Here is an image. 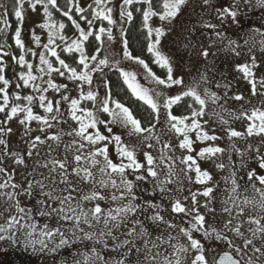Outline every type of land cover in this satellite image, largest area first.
<instances>
[{"label":"snow or ice","instance_id":"snow-or-ice-1","mask_svg":"<svg viewBox=\"0 0 264 264\" xmlns=\"http://www.w3.org/2000/svg\"><path fill=\"white\" fill-rule=\"evenodd\" d=\"M186 2L187 0H123L122 5L120 6V16H127V19L131 20L133 18V13L132 11H128L125 6L133 5L134 3L142 6L146 5V7L136 8L135 11L142 14L143 26L147 29V38L149 40L147 50L154 55V63L167 69L166 79L158 77L143 59L138 56H132L131 52L128 51L127 41H124L125 46L123 54L125 58L135 60L141 65L145 69L146 76L150 78L151 81L155 82L157 85H163L166 88H171L173 85L183 84V79L173 77V70L168 58L162 55L157 49V45L160 43V37L165 34L164 28H153L150 26L149 21L152 20L153 17H158L161 22H171V20L175 19L181 10V7L185 5ZM256 2L259 7L264 8V0H256ZM25 3L28 4L32 11H35L37 6L43 8L44 16L47 19L45 23L38 25V27L49 29L48 43L43 45V47L48 49L50 55L55 57L56 62H58L60 66L54 68L53 63L46 57V55L40 53V64L46 66V68L39 67L37 68V71L49 76L55 71L62 77L67 74V79L69 81H79V84H77V87L80 90L79 98H71L68 95L61 94V100L69 102L68 114L70 118L76 122L77 127L72 128L66 133V135L73 138L70 142L65 143L63 158H52L41 165L45 168H49V164L51 165L49 168L50 177H45L46 180H49L48 184H45L44 181L29 180L27 177L25 178L26 187L15 183L10 184L9 181L0 183V189L11 187V192L0 193V195H6L8 200H14L16 209V214L9 215L5 219V223L0 225V233H7V236L0 234V241L7 239L10 242H16L23 237L25 249L32 247L34 251H47L49 253L57 252L62 248L71 249L73 245H84L87 247L86 242L91 241L93 246L89 251L81 252L77 250V253L73 256L72 264H90V262L94 260L100 261L101 264H126V262L127 264H132V262L128 260V256L132 249L135 248L134 242L125 239L114 245L112 251L122 257L118 260L105 258L95 245L101 244L107 249L108 243L104 238L111 237L113 241H117L118 238L112 235V230L114 228H119L124 218L129 214H135L137 209L142 208L138 203L139 194L135 191L140 185L134 183L129 177L134 176L135 181L139 182L152 178L154 185L159 187L161 192H165L166 189L164 188V184L171 183L172 181L171 179L161 180L160 175L162 174V166L164 165L165 160H170L171 158L167 157L163 150H161L158 157H154L149 151H143V162H141L137 158V152L140 150L144 141L152 139L151 135L144 137L143 140L138 139L135 145L129 146L124 143L120 134L113 132L112 125L119 124L122 127L129 129L128 134L130 136L139 137L145 132L151 134L155 128V123L152 121L155 120L156 123L159 122L161 104L158 103V100L163 93L157 91L155 88L149 89L144 87L137 80L135 73L120 70L124 83L127 85L132 95L137 100L143 101V103L148 105L151 109L149 117L147 118L149 124L148 127L142 126V121L136 118L129 107L125 106V104L119 100L113 99L110 91H107L105 96L99 99L98 94L92 90L85 93L83 85H91V73L96 71L99 65L108 64L107 58L99 59L97 68H90L88 61H96L97 55L86 54L85 42L89 40L90 36H94L96 40H101L102 34L106 31L108 32V39L111 40V30L101 26L99 28V33L96 34L91 30L86 31L82 28L80 23L72 18V0H68L69 7L66 11L61 9L57 0H15V3L13 4V14L16 17L18 24L22 23L24 20ZM110 3L111 0H94L96 6L92 11L94 19L106 20L108 24H113V9L108 6ZM209 3L210 0H204L205 5H208ZM50 6L51 9H55L57 12H62V14L71 21L74 28L79 31V37L71 39L70 43H67L66 46L61 49L62 52L70 54L79 53L78 61L74 60V63H76L75 67L67 63L65 59H62L55 50V47H52L55 44L57 36L61 41H65L66 37L56 31L57 25L55 23L48 22L52 17ZM89 7L92 6L89 5ZM0 8H4V12L0 13V22L7 26L8 21L6 17L8 15V10L3 4H0ZM75 11L76 13H82L84 9L77 5ZM215 11L217 13V19L220 20L221 25H223L228 18H230L233 23H238L237 17L240 13L236 10L235 5L218 7ZM80 19L86 20L89 29L91 28L93 20H88L85 16H80ZM205 27L216 29L218 25L208 23ZM58 28L60 30L65 29V24L59 23ZM255 31L259 30L256 29ZM153 33H155L154 41L152 39ZM215 35L221 37L224 34L223 32L217 31L215 32ZM261 35H264V33H261ZM33 39L37 45L40 44V37L35 35V33H33ZM15 43L19 48H24L20 27H17L15 30ZM235 43V41L229 40L230 46ZM245 43H247V41H245ZM261 44L264 45V40L261 41ZM29 51H31V49H29ZM96 51L99 53V49ZM233 51H235V49H233ZM5 55H7V53H5ZM33 55H36V53L33 52ZM201 55L206 59L209 56V51L204 49ZM236 55L239 56L240 52H236ZM13 59L16 60L17 64L22 69L17 74L18 80L15 84L16 88L32 87L38 92L47 91V89H41L39 85L35 83L38 77L33 75V64L26 61L24 55H20L18 58L13 57ZM255 64L256 58L253 56L252 67H255ZM5 67L6 65L4 64L3 59L0 58V83L3 84V87H0V94H2L3 101L0 103V112L5 113L6 120H11L23 113V117L20 118L21 124L35 120L42 122L46 127H51L52 125L49 123L48 117L34 113L33 104L35 98L33 95L29 94L21 97L19 93L13 92L11 96L14 97V101L10 106V94L8 91L10 81L6 79L4 75ZM236 67L243 73L245 79H248V82L251 85L252 95L256 96L258 94L257 82L255 79H249L254 76L252 68L247 63L238 64ZM23 69H26V71ZM78 69L80 70L78 71ZM200 79L205 82L207 81V77L204 75H201ZM46 83L49 87L56 90L67 88V85H57L51 79ZM259 85L261 89H264V79L259 82ZM105 87L107 88V85H105ZM204 91L205 95L212 99L213 102L219 99L215 92H210L207 88H205ZM259 94L264 95V92H260ZM184 97H192L193 101L200 106L199 109H196L193 108L191 104L188 105V108L191 109V117L183 115L176 116L172 113L173 106L177 105ZM21 99L27 103L22 104L16 102L21 101ZM234 99L243 100L244 97L243 95H236ZM38 101L39 106L43 108L46 113H53L54 110L59 112L60 101L55 102V109L53 101L47 100L46 96L43 94L39 95ZM81 101H91L92 107L89 108L86 105H82ZM205 103V99L201 98L196 87H188L186 91H183L176 96L166 97L163 101L162 107L166 110L167 121L170 124L171 129H174L177 134L183 136V139L179 142V147L181 149H187L189 153L194 150L192 147L194 141L189 137V133L192 131L196 132V139L200 142L216 141L220 139V137L210 135L205 131L200 120L197 119L198 117H203ZM99 113H106L111 119H100ZM153 114L155 115L153 116ZM241 116H244L250 121L246 129L247 136H259L264 134V110L253 108L251 114H248L245 110L241 112ZM239 118L240 117H237V119ZM52 119H56V117L53 116ZM189 119H191L190 124L186 123ZM204 123H207V121ZM225 123L227 122L225 121ZM100 125H103L107 135L100 131ZM41 130L43 131V129ZM0 131H5V129L0 128ZM6 131H11V129H6ZM243 135L244 133L234 129L229 130L230 138L241 137ZM49 139L59 142L61 137L57 134L49 137ZM35 141H39L40 143L44 142L39 136L35 137ZM0 143H4V141L0 140ZM110 144L115 147L119 162H113L110 158ZM31 147H35V142L32 143ZM153 147L154 145L150 143L147 144L148 149ZM165 147H169V145H165ZM233 148H235V145H233ZM236 150L239 151L238 149ZM224 151L225 149L219 146L210 145L201 148L197 155L200 158H211ZM256 151V162L260 169H264V155H259V149ZM31 155L32 153L29 151L28 156L30 157ZM16 162L24 164L25 160L23 157H18ZM181 162L187 166L189 171L193 170L194 166L196 181L198 183H206L212 179L207 171H201L196 159L192 155L184 156ZM224 166L223 163L217 164V167L221 169L224 168ZM93 169H95V171H93ZM4 172L5 169L0 168V173ZM52 173H56V176H51ZM163 174L166 178H170L173 175L171 164L168 165L167 171ZM98 176L99 178H97ZM246 177L247 181L251 183L252 189L260 193V199L257 201L245 197L243 199V204H252L253 206L258 207L261 211H264V188L256 187L255 183V181H258L260 185H264V175L259 174L257 170L253 168L246 173ZM10 179L11 177H9V180ZM82 183L91 185L89 192H83V189L80 187ZM231 184L232 193H236L237 189L240 188V184L238 183L235 171L231 173ZM109 186L119 191V196L116 194L111 196L113 201L118 199L122 201L127 200V203L115 209L109 208L107 211H105L99 203L94 204L91 208L85 209L84 205L86 202L106 200L107 197L99 189H104ZM17 189H19V191H16ZM244 191H247V186H245ZM212 193L213 187H206L202 193L204 197L209 198L204 204L205 208L211 203ZM21 195L27 196L31 203H22L18 199ZM237 199L238 197L230 196L228 200L224 201V204L227 205L231 202L239 209V214L243 215L245 209L236 203ZM193 203H196L195 194L193 195ZM147 206L155 210V215L148 219L153 222L168 223L169 228L177 227L175 224L164 221L163 216L159 213L158 205L149 201L147 202ZM5 211L10 212V209H5ZM171 211L176 214L183 213L185 215H192V212H195V215H192V220L190 221L191 226L188 228H180V232L187 237L188 244L172 243L176 237H173L171 234H168L166 237L164 235H159L154 240L145 239L144 247L146 251L144 259L141 261L139 257H137L136 264H183V256L189 252L193 254L191 264H209L206 252L210 251V249L206 247L203 240L212 239L233 249L232 252L221 249L222 254L219 255L218 260L215 256L213 257V264H242V259H238L237 257L241 256L243 250L235 245L226 234L218 232L216 229L209 230L208 228H205V216L201 214L198 209L194 208L192 212H190L179 199H176L171 204ZM209 211H214V209H209ZM224 211L231 214L232 209L225 206ZM261 219H264V217H261L260 219L249 217L250 223L258 225L253 231L254 237L256 233L264 234V226H260ZM231 223L232 221L229 220L227 224H225V228ZM101 224L103 227H97ZM133 224L140 225L139 235L141 237L147 238L151 236V233L142 221L137 219L133 221ZM85 225H87L89 229L96 228V230L86 231L84 227ZM25 229H27V231H25ZM232 231H235L237 235H243L240 233L239 228H234ZM17 233H19V235H17ZM194 233H201L203 240L195 238ZM135 234V227L130 229L127 233L128 236H134ZM37 236L39 238H34ZM260 239L261 245L259 247L253 244L252 239H245L244 250L251 245L255 253H260L264 256V235H262ZM37 244L40 246L39 249H36ZM126 245H131V247L127 248L125 251H120L121 249H124ZM149 245H151V247H149ZM162 245H168L171 251H159ZM154 249L156 251H153ZM135 251L136 253H139L140 249L136 248ZM89 252L91 255H89ZM108 255L110 256L111 253H108ZM78 256L82 257V259L77 258ZM62 264H64V262H62ZM247 264H253L251 257H249Z\"/></svg>","mask_w":264,"mask_h":264},{"label":"rangeland","instance_id":"rangeland-1","mask_svg":"<svg viewBox=\"0 0 264 264\" xmlns=\"http://www.w3.org/2000/svg\"><path fill=\"white\" fill-rule=\"evenodd\" d=\"M88 1L79 0V3L81 6H84ZM122 1L111 0V3L108 4L113 9L112 19L114 23L109 24L106 29L111 30L112 39H108L107 31L102 34L101 40H98L97 49H99V53L97 51L93 53L97 55V60L88 61L90 68H97L99 59L107 58L108 64L99 65L98 69L91 73V85H83L85 93L92 90L98 94V99L104 97L108 91V87H105L107 85L105 72L111 67H116L119 71L123 70L135 73L137 80L144 87L149 89L155 88L157 91H161L163 95L158 100V103L161 104L159 122L156 123L155 121V128L151 134L145 132L139 137L130 136L128 134L129 129L119 124L112 125L113 132L120 134L124 143L129 146L135 145L138 139L143 140L144 137L151 135L152 139L144 141L140 150L137 152V158L141 162H143V151H149L154 157H158L161 150H163L166 156L171 158L170 160H165L161 174L165 176L163 173L167 171L168 165H172L173 175L170 177L172 182L168 183V185L174 192H172L173 195L168 194L167 196V200L170 202L168 203L170 208L171 204L176 199H179L190 212L194 208L198 209L205 216V224L211 225L214 222V225L224 228L225 224L231 220L232 223L226 229L231 231L232 241L235 240L233 243L237 242V244L244 247V240L252 239L253 244L259 247L261 245L260 237L264 234L256 233L255 237L253 236V231L258 225L250 223L249 217L260 219L264 217V211H261L252 204L244 205L243 199L245 197L257 201L260 199V193L254 191L251 183L247 181L246 173L255 168L259 174L264 175V169H260L256 162L257 149H259V155H264V134L247 136L246 129L250 121L244 116H241V112L246 110L248 114H251L253 108L264 110V95L259 94L260 92H264V89H261L259 85V82L264 79V45L261 44V41L264 40V35H261V33H264V8L259 7L256 0H247V2L246 0H210L208 5L204 4V0H187L186 4L181 7L180 12L171 22H161L158 17H153L149 21L150 26L153 28L163 27L165 30V34L160 37V43L157 45V49L162 55L168 58L173 70V77L183 79V84L166 88L163 85H157L151 81L146 76L145 69L135 60L125 58L123 54L125 46L123 28L127 16H120V4ZM232 5H235L236 10L240 13L237 17L238 23H233L228 18L221 25L220 20L217 19L215 9ZM24 7V20L18 25L21 28V38L24 42V48H20V51L24 56L29 52L28 57L25 56V59L33 64V75L38 77L35 83L41 89H47V91L38 92L32 87L16 88L15 84L18 80L17 74L21 69H16L15 73L13 57L8 51L0 50V58L3 59L6 65L4 75L10 81L8 86L10 106L14 101V97L11 96L13 92L19 93L21 97L29 94L33 95L35 98L33 104L34 113L48 117L49 123L52 125L51 127H46L42 122L35 120L21 124L20 118L23 117V113L11 120H6L5 113L0 112V128L5 129V131H0V140L4 141V143H0V168L5 169L4 173H0V183L9 181L10 184L15 183L26 187V177L29 180L44 181L45 184H48L49 180H46L45 177H50L49 168L51 165L49 164V168L42 167L41 165L52 158H63L65 143L70 142L73 138L66 135V133L72 128H76L77 124L70 118L68 114L69 102L61 100V94L68 95L71 98H79L80 90L77 87L79 81H69L67 74L62 77L53 71L51 76H49L37 71L39 67L46 68V66L40 64L39 54L44 53L48 58V49L44 48L43 45L48 43L49 29L38 27V25L46 22V17L40 6H37L35 11H32L27 3H25ZM208 23L216 24L218 27L216 29L205 27ZM2 24L0 22V26ZM256 29L259 31H255ZM85 30L88 31L89 27L85 28ZM217 31L223 32L224 35L221 37L216 36L215 32ZM33 33L40 37L39 45L34 41ZM98 33L99 29L97 31ZM77 37H79L78 30L68 36L65 41H60L57 44L58 46L55 45L53 47L57 51L59 47L66 46L67 43H70L71 39H76ZM152 39L154 41L155 33H153ZM229 40H233L236 43L230 46ZM204 49L209 51V56L206 59L201 55ZM33 52L36 55H33ZM236 52H240V55L237 56ZM253 56L256 58L255 67H252ZM245 63L249 64L254 73V76L249 79H255L257 82L258 94L256 96L252 95V89L248 79H245L243 73L236 67L238 64ZM53 67L60 66L57 62ZM23 70L26 71V69ZM201 75L207 77L206 82L200 79ZM49 79L57 85H67V88H60L59 90L51 88L46 83ZM0 87H3L2 83H0ZM188 87H196L201 98L206 101L203 117L197 118L200 120L203 129L210 135L220 137L216 141L200 142L196 139V132H190L189 137L194 141L192 145L194 150L190 153L187 149H181L179 147V142L183 139V136L177 134L174 129H171L167 121L166 110L162 107L166 97L176 96L186 91ZM205 88L210 92H215L219 99L213 102L212 99L205 95ZM41 94L46 96L47 100L53 101L54 109L56 106L55 102L60 101L59 112L54 110L53 113H46L39 106L38 97ZM236 95H243L244 99L236 100L234 99ZM2 102V94H0V103ZM16 102L22 104L27 103L22 99ZM88 107H92L91 101ZM53 116L56 119H52ZM99 116L103 120L111 119L106 113H99ZM186 116L191 117V113ZM237 117L240 118L237 119ZM205 121L207 123H204ZM186 123L190 124L191 119L186 121ZM99 127L100 131L107 135L103 125ZM6 129H11V131H6ZM230 129L244 133V135L230 138ZM57 134L61 137L59 142L49 139V137ZM37 136L44 142L40 143L39 141H35V137ZM33 142H35L34 148L31 147ZM149 143L154 145V147L148 149L147 144ZM165 145H169V147H165ZM210 145L219 146L225 149V151L211 158H200L197 155L199 150ZM233 145H235V148H233ZM29 151L32 153L30 157L28 156ZM109 155L113 162H119L115 147L111 144L109 145ZM187 155H192L196 159L201 171H207L211 175L212 179L210 181L206 183H198L196 181L194 166L193 170L189 171L187 166L181 162L182 158ZM18 157H23L25 163H17ZM220 163L225 165L224 168L217 167V164ZM233 171L236 172L238 183L240 184V188L237 189L236 193H232L231 191V173ZM51 176H56V173H52ZM9 177H11L10 180ZM129 179L133 180L134 176H130ZM163 179L165 180V178ZM255 183L256 187L264 188V185H260L258 181H255ZM245 186H247L246 192L244 191ZM80 187L84 193L89 192L91 189L90 184L82 183ZM206 187H213L211 203L208 204L207 208L204 207V204L209 198L202 195ZM99 190L107 199L86 202L84 205L85 209L91 208L94 204L99 203L107 211L109 208L115 209L127 203V200L122 201L118 199L113 201L111 199L113 194L119 196V191L111 186ZM11 191V187L0 189V193ZM16 191H19V189ZM194 194L196 199L195 204L193 203ZM230 196L238 197L236 203L245 209L243 215L239 214V209L231 202L227 205L224 204V201L228 200ZM18 199L22 203H31L27 196L24 195L19 196ZM225 206L232 209L229 219H227V216H224V213H228L224 211ZM164 207L159 206V213H168ZM5 209H10V212H6ZM145 209L149 210L152 208L147 206ZM209 209H214V211H209ZM152 210L155 212L154 209ZM15 214V201L8 200L6 195H0V225L5 223V219L9 215ZM192 215H195V212H192ZM192 215L185 216L192 218ZM127 220L128 216L124 218L120 225H125ZM260 226H264V219H261ZM84 227L86 231L96 230V228L89 229L87 225ZM97 227H103V225L101 224ZM234 228H239L240 233L243 235H237L235 231H232ZM0 234L7 236V233ZM104 239L107 242L111 241L110 237H105ZM86 244L87 247L80 245L78 249L74 247L71 249L62 248L57 252L49 253L47 251H34L32 247L25 249L23 237L16 242H10L5 239L0 241V264H62V262L66 264V260L71 259L77 253V250L81 252L89 251L91 246H93L91 241L86 242ZM98 246L99 244L95 245L97 249ZM39 247L37 244L36 249H39ZM250 247L251 245L247 248L246 260L248 261L249 257H251L253 264H264L258 258V253L254 254L253 249ZM89 255H91L90 252ZM79 259H82V257H79ZM90 264H101V262L94 260Z\"/></svg>","mask_w":264,"mask_h":264},{"label":"trees","instance_id":"trees-1","mask_svg":"<svg viewBox=\"0 0 264 264\" xmlns=\"http://www.w3.org/2000/svg\"><path fill=\"white\" fill-rule=\"evenodd\" d=\"M15 3V0H0V4H3L7 10L8 15L6 17L8 24L5 26L2 24L0 26V50L8 51L12 57L18 58L21 54L20 48L15 43V30L18 27V23L16 20V17L13 14V4ZM58 5L61 7L62 10H68L69 3L68 0H57ZM123 1L121 2L120 6L122 5ZM79 6L84 9L82 13H76L75 8L76 6ZM91 5L92 7H89ZM41 7V6H40ZM128 11H132L133 18L131 20H126L125 26L123 28V38L124 41H127V48L128 51L131 52L132 56L140 57L143 59L149 67L152 69V71L160 78L166 79L167 77V69L164 67H161L159 64L154 63V55L152 53H149L147 50V46L149 43V40L147 38V29L143 26V20H142V14L140 12L135 11L138 7H146V5L142 6L140 4H133V5H127L125 6ZM72 8V18L77 20L82 28H88V24L86 20H81L80 16L87 17L88 20H93V24L89 30H91L93 33L97 34L98 29L103 26L105 28H108L109 24L106 20L102 19H94L92 16L93 9L96 8L94 4V0H89L86 5L81 6L79 3V0H72L71 4ZM42 11L43 8L41 7ZM52 11V17L51 20L48 21L49 23H55L57 25L56 31L64 35L66 38L70 36L73 32L76 31L74 26L72 25L71 21L65 17L62 12H57L55 9H51ZM0 12H4V8H0ZM47 19V18H46ZM59 23L65 24V29L60 30L58 28ZM61 40H59L58 36L55 39V45H57ZM52 46V47H53ZM98 47V40L94 38V36H90L89 40L85 42V52L86 54H93ZM63 47H59L57 50V53L60 55L62 59H65L67 63H69L71 66L75 67L76 63H74V60L78 61L79 54L78 53H67L62 52L61 49ZM29 52L25 55L28 57ZM50 61L55 65L56 59L55 57H52L50 53L47 54ZM14 60V59H13ZM14 72L16 73V69L20 70L21 67L17 64L16 60H14ZM82 67V66H81ZM22 70V69H21ZM80 69H78L79 71ZM105 78L107 81V87L108 91L111 92V95L113 99L119 100L120 102L124 103L125 106L129 107L133 114L136 116V118L140 119L142 121V126L148 127V117L149 113L151 112V109L148 105L144 104L143 101L137 100L131 93V91L128 89L127 85L124 83L123 77L121 76V73L118 68L111 67L108 68L105 72ZM90 101H81L82 105L89 106ZM191 104L193 108L199 109V105L196 104L192 97H184L180 102H178L177 105H174L172 108L173 115L176 116H186L187 114L191 113V109L188 108V105ZM155 114H153L154 116ZM155 123V120L152 121Z\"/></svg>","mask_w":264,"mask_h":264},{"label":"flooded vegetation","instance_id":"flooded-vegetation-1","mask_svg":"<svg viewBox=\"0 0 264 264\" xmlns=\"http://www.w3.org/2000/svg\"><path fill=\"white\" fill-rule=\"evenodd\" d=\"M162 177L165 179H170V178H166V176L161 175L160 176L161 180H164ZM133 182L140 185L139 188L135 189V191H137L139 194L138 203L142 206V208L137 209V212L135 214H129L128 220L126 221L125 225H120L119 228H114L112 230V235L116 236L118 238L117 241H113L110 237L111 241L107 242L108 243L107 249H105L103 247V245L99 244L98 249L101 251V254L104 255L105 258H107V259H115V260L121 259L122 257L120 255H118L116 252L112 251V248L114 247V245L116 243L127 239L129 241L134 242V244H135V248H133L132 251L129 253L128 260L131 261L132 264H136L137 257H139V259L141 261H143V259H144V255H145V251H146V249L144 247L145 239L154 240L159 235H164L166 237L168 234H171L173 237H176V239L173 240L172 243L187 245L188 244L187 237H185L183 235V233L180 232V228L181 227H185V228L190 227L191 226L190 221L192 220V218H189V217L183 215L182 213L176 214V213H173L171 211V208L168 204L170 202L167 200V196H168V194L173 195L172 192H174V191L170 189L168 183L164 184V188L166 189V191L161 192L160 188L156 187L154 185L152 178H148L143 182L135 181V178H134ZM149 201L152 202L153 204L159 205L160 207L166 206L164 208H165V211L168 213H160V215L163 216L164 221L175 224L177 227L169 228L168 223L153 222L152 220L148 219L149 217L155 215V212L152 209H149V210L145 209L147 207V202H149ZM224 216H227V219H229L230 214L224 213ZM137 219L142 221L143 224L147 227L148 231L151 233L150 237L143 238L139 235L140 225L139 224H136V225L133 224V221H135ZM133 227H135V229H136V234L134 236H128L127 233ZM205 228H208L209 230L216 229L218 232L226 234L228 236V238L232 240L231 231L226 229L225 227L221 228L217 225H214V222L211 225L205 224ZM194 236L197 239L203 240L201 233H194ZM233 241H235V240H233ZM203 242L205 243L206 247L208 249H210V251L206 252V257L209 261V264H213V257L214 256L218 260L219 255L222 254L221 249L229 251V252L233 251L232 248H228L223 243L218 242L214 239L203 240ZM234 244L239 246L243 250L241 253V256H238L237 258L242 259V264H246L247 263L246 262L247 261L246 255L248 253L247 249L244 250V247L237 244V242H235ZM73 247L75 249H78V248H80V245H73ZM130 247H131V245H126L125 248L121 249L120 251H125L127 248H130ZM149 247H151V245H149ZM136 248L140 249L139 253H136V251H135ZM250 248L252 249V246ZM166 250L168 252L171 251V249L168 247V245H162L161 248L159 249V251H161V252H165ZM153 251H156V250L154 249ZM108 253H111V255L109 256ZM254 254H257V253L254 252ZM257 255H258V258L260 259V261L264 262V256H262L260 253H258ZM77 258H79V257H77ZM192 258H193V254L191 252L184 254L183 264H191ZM72 261H73V257L71 259H67L66 264H72ZM126 264H127V262H126Z\"/></svg>","mask_w":264,"mask_h":264}]
</instances>
